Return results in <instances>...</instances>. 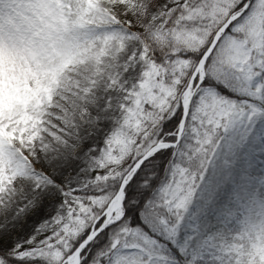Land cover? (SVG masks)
<instances>
[{
    "label": "snow or ice",
    "instance_id": "obj_1",
    "mask_svg": "<svg viewBox=\"0 0 264 264\" xmlns=\"http://www.w3.org/2000/svg\"><path fill=\"white\" fill-rule=\"evenodd\" d=\"M0 264H264V0H0Z\"/></svg>",
    "mask_w": 264,
    "mask_h": 264
}]
</instances>
